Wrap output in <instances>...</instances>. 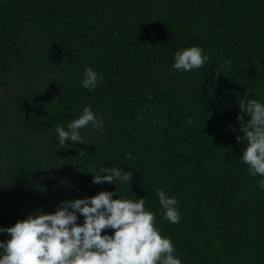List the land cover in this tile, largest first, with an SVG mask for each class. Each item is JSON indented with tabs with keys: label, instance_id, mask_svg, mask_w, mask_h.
I'll use <instances>...</instances> for the list:
<instances>
[{
	"label": "trees",
	"instance_id": "1",
	"mask_svg": "<svg viewBox=\"0 0 264 264\" xmlns=\"http://www.w3.org/2000/svg\"><path fill=\"white\" fill-rule=\"evenodd\" d=\"M192 46L209 60L175 70ZM88 67L103 77L91 91ZM249 89L264 104V0H0V227L116 192L146 198L182 264H264V177L237 141ZM85 107L102 127L58 148L56 126ZM101 167L133 171L131 185L94 184ZM157 189L177 199L179 223Z\"/></svg>",
	"mask_w": 264,
	"mask_h": 264
},
{
	"label": "clouds",
	"instance_id": "2",
	"mask_svg": "<svg viewBox=\"0 0 264 264\" xmlns=\"http://www.w3.org/2000/svg\"><path fill=\"white\" fill-rule=\"evenodd\" d=\"M208 60L201 47L192 46L175 53L173 67L191 72L202 68ZM102 80V76L88 67L82 87L94 90ZM251 93L249 89L245 98L239 99L238 120L243 136H237V141L247 145L240 161L248 166L252 176L264 177V104L247 98ZM245 115L250 117L246 122ZM191 122L189 119L188 123ZM89 123L94 129L102 127L93 110L85 107L77 119L68 123L67 129L57 125L58 148L70 147L67 141L84 144L80 129ZM83 153L82 150L79 154ZM126 158H132L131 153ZM95 171L90 173L94 184H114V180H119L131 185L133 171L125 172L117 167H101L99 172L103 175L94 174ZM259 187L264 190V179L259 181ZM156 194L165 209V218L173 224L179 223L177 199L166 195L163 189H157ZM115 195L116 192L102 191L93 197L61 202L54 213L38 210V214H30L12 227H0V233L11 237L6 242L0 241L3 249L0 264H182L174 255L172 241L162 237L155 227L154 214L145 208L146 198L129 200L120 195L113 199ZM77 213L85 218L83 225L78 224ZM105 229L114 230V235L102 234Z\"/></svg>",
	"mask_w": 264,
	"mask_h": 264
}]
</instances>
